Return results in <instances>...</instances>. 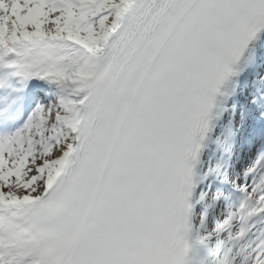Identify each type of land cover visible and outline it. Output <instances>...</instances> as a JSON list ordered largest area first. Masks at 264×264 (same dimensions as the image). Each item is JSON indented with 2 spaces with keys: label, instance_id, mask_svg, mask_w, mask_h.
<instances>
[{
  "label": "snow or ice",
  "instance_id": "snow-or-ice-1",
  "mask_svg": "<svg viewBox=\"0 0 264 264\" xmlns=\"http://www.w3.org/2000/svg\"><path fill=\"white\" fill-rule=\"evenodd\" d=\"M261 30L264 0H0V264H264L236 247L264 222ZM245 68L255 154L208 230L196 164Z\"/></svg>",
  "mask_w": 264,
  "mask_h": 264
},
{
  "label": "bare ground",
  "instance_id": "bare-ground-1",
  "mask_svg": "<svg viewBox=\"0 0 264 264\" xmlns=\"http://www.w3.org/2000/svg\"><path fill=\"white\" fill-rule=\"evenodd\" d=\"M261 37V43H264V33L260 35ZM248 76V69H244L240 72V74L234 78V83H229L226 86L225 89V96L219 98L218 107L215 109V116L210 124V131L208 132L207 136L204 140V146L201 153V159L199 162V170L200 173L204 176L203 182L206 180L207 177H209L210 172L207 170L213 166L217 167L219 165L218 157L223 155L224 149H226V146L230 144H233V138L235 134V127H232L229 129L225 126V119L228 120L229 116V110L227 109L228 106L237 99L238 94V88L246 83V78ZM231 124L234 125L235 123V116L231 115ZM234 120V121H233ZM225 139H228V143L225 142ZM226 145V146H225ZM211 161V164L208 166V163ZM203 183L200 187H202ZM237 192V191H235ZM235 199H238L236 194L234 196ZM233 196L230 197V199H234ZM204 210H206V206L204 204H201ZM203 213V215H206ZM248 246V249H251V246H249V243H246ZM245 245L241 244V241L236 242L237 248H242ZM211 247L207 249H201L199 252V259L205 260L208 262V264H211L210 260V249Z\"/></svg>",
  "mask_w": 264,
  "mask_h": 264
},
{
  "label": "rangeland",
  "instance_id": "rangeland-1",
  "mask_svg": "<svg viewBox=\"0 0 264 264\" xmlns=\"http://www.w3.org/2000/svg\"><path fill=\"white\" fill-rule=\"evenodd\" d=\"M219 216H221V215H219ZM221 217H222V216H221ZM219 219H221V218L218 217V218L216 219V221L219 220ZM208 225H209V222H208V219H206V227H207L208 229H210V228L208 227ZM217 247H218V248H217ZM221 248H223L222 245L213 246V247L210 248V249H211V250H210L211 261H212V258H213L214 256H216L217 253H219V251H220Z\"/></svg>",
  "mask_w": 264,
  "mask_h": 264
}]
</instances>
